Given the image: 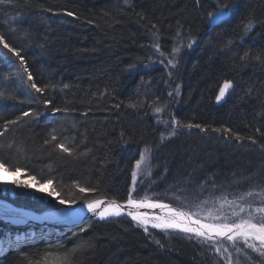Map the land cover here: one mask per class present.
I'll return each mask as SVG.
<instances>
[{"label":"rangeland","instance_id":"rangeland-1","mask_svg":"<svg viewBox=\"0 0 264 264\" xmlns=\"http://www.w3.org/2000/svg\"><path fill=\"white\" fill-rule=\"evenodd\" d=\"M224 5L231 14L220 33L229 38L227 80L235 90L236 102L227 113L222 135L208 143L198 137L196 128L184 127L191 120L179 66L181 55L194 47L196 30L205 23L211 25L214 15L210 19L209 13L216 14ZM183 13H187L185 25L177 18ZM0 34L24 57L22 65L0 44V132H4L0 158L8 162L13 176L6 180L0 168V201L16 205L20 197L45 198L60 205L59 209H80L86 207V195L124 203L131 193L134 199L183 206L185 211L199 213L205 223L219 222L210 220L204 209L221 204L229 222L247 219L248 205L254 222L264 216L255 212L264 208V0H6L0 3ZM29 72L32 80L28 79ZM33 82L44 91L31 88ZM157 107L162 111L155 112ZM56 108L61 111H54ZM25 112L30 115L24 116ZM118 113L125 114L122 120L130 129L128 133L139 137L116 149L121 151L120 157L131 159L117 171L118 177L126 180L127 176L125 193L106 186L103 175L108 173L109 182L114 173L105 168L104 156H98L105 146L96 142L99 133L111 130L110 122H118L113 117ZM89 114L93 118L88 119ZM134 120L137 122L132 125ZM61 142L71 154L56 147ZM190 143L203 148L219 145L244 156L255 153L260 156L255 161L261 162L263 174H230V168H241V164L227 163L229 171L219 170V180L214 178L216 171H202L199 165L201 182L194 185L186 179L172 185L168 181L173 165L167 156ZM81 152L87 153L83 156ZM141 154L145 160L137 169ZM105 158L112 162L117 156L113 151ZM14 167L21 171H13ZM80 172H86L85 177ZM47 179L52 184H46ZM13 180L33 186L20 187L11 183ZM77 183L96 190L81 193ZM53 188L59 196L48 195ZM249 192L252 195H245ZM225 197L235 204L224 203ZM60 199L75 203L60 204ZM240 207L245 211L233 215ZM2 220L0 264H87L84 256L92 244L90 221L77 228H53ZM154 222V218L147 224L137 221L143 227ZM131 234L132 228L123 226L121 235L127 239ZM253 241L259 242L248 240ZM169 247L178 261L213 264L193 242L174 250L169 242ZM223 253L227 264H252L244 248L237 253L224 243Z\"/></svg>","mask_w":264,"mask_h":264},{"label":"trees","instance_id":"trees-1","mask_svg":"<svg viewBox=\"0 0 264 264\" xmlns=\"http://www.w3.org/2000/svg\"><path fill=\"white\" fill-rule=\"evenodd\" d=\"M177 18L183 25L187 24V13L180 14ZM227 22L228 20L213 28L206 23L199 27L193 36L194 47L188 48L181 55L179 66L180 74L184 77L186 83L191 123L200 125L199 128L194 127L196 133L198 137L208 143L222 135L221 131L215 130H221L222 126L227 123V113L236 102L235 90L232 87L226 91L224 97L219 101L217 100L220 88L225 81H228L227 72L231 58L229 38L227 35L220 33V28ZM113 117L118 122H110L112 125L111 130L101 131L102 133H99L96 137V142L101 141V145L105 146L100 149L98 156H104L102 161L107 163L105 168L108 172L114 173L109 182H106L108 173L103 177L101 175V177L109 190L117 191V188H120V192L125 193L127 176L124 175L126 180L121 176L118 177L117 171L120 167L127 166L131 159L130 156L120 157L121 151L119 152L116 149L127 143V141L134 142L133 139L135 138V141H137L138 136L132 135L133 132L128 133L130 129H127L125 121L122 120L125 114L118 113V116L114 114ZM91 118L93 116L89 114L88 119ZM136 122L134 120L131 124L134 125ZM112 149L117 158L110 162L105 158V154L107 155L109 152L111 154ZM81 153H85L84 156L87 152ZM172 154L171 157L167 156L169 164L173 165L170 169V171L172 170L171 179L168 181L172 185L181 183L182 180L186 179H189L194 185L201 182L203 177L200 175L199 165L203 167L202 171L209 170L211 173L216 171L214 178L219 180L221 176H218L217 172L219 170L221 172L229 171L227 163L241 164V168H230V174L235 172L237 175H241L244 171L250 173L262 172L261 162L255 161L260 158L257 154H250L249 152L244 156L238 152L229 153L219 145H213L211 148L208 145L203 148L196 143H190L176 149ZM250 158L253 161H249ZM85 173L80 172V175L84 176ZM72 176H69L70 179H73ZM227 179V181L230 180L229 177ZM86 199H97V196L96 194L86 195ZM16 205L39 213L60 208V205L55 204L53 201L46 202L45 198L35 200L30 197H20L16 201ZM90 224L88 234L92 239V244L84 256V262L87 264H181V262L182 264H191L183 260L178 261L169 247V242L172 243L173 250L180 248L186 242H193L209 255L213 264H227L223 253V244L227 243L237 253L240 252V248H244L247 260L250 263L264 264V255L248 247V243H255L257 248L264 251L259 242H201L203 238L198 239L195 235L184 234L173 229H157L152 225L143 227L132 218L93 220L90 221ZM123 226L132 228L131 238L126 239L125 236L121 235ZM145 228H147V231H145ZM216 248H219L220 251L217 252Z\"/></svg>","mask_w":264,"mask_h":264},{"label":"snow or ice","instance_id":"snow-or-ice-1","mask_svg":"<svg viewBox=\"0 0 264 264\" xmlns=\"http://www.w3.org/2000/svg\"><path fill=\"white\" fill-rule=\"evenodd\" d=\"M6 0H0V3H5ZM228 5H224L223 8H221L219 14H223L224 9H226ZM68 16H72V12H67ZM213 13H209V18L211 17ZM250 26V25H249ZM0 44L3 45L5 49H8V51L12 54H14L16 57L19 58L20 63L23 65L24 64V57L21 56L20 50L12 47L5 39V36L3 34H0ZM189 47L191 45L189 44ZM247 56V53L245 54ZM25 71L27 69L25 68ZM28 79L32 80V75L29 72L28 73ZM231 81H225L223 86L219 90V94L217 96V100L219 101L222 97H224L226 91L231 87ZM31 88L35 89L36 92L42 93L44 91L43 88L37 86L35 82L31 84ZM45 104H51V101L45 100ZM131 107L135 108L136 105L132 104L130 105ZM56 112H60L61 109L56 108L54 109ZM155 112L159 113L162 111L161 108L157 107L154 109ZM24 116L30 115V113L25 112L23 114ZM10 123L15 124L16 121H11ZM179 123V122H176ZM184 127L187 128H192V127H197L199 128L200 125H193L191 123L184 125ZM5 130H7V127L5 126ZM215 131H221L220 129H216ZM224 131L231 132L230 129H225ZM175 133V130L173 129V134ZM4 132H0V136H3ZM239 138V137H238ZM53 140L56 139L55 136L52 137ZM58 149H60L64 153H69L71 154V149L67 147L63 142L58 143L56 145ZM264 147V145H262ZM147 149H145V152L147 153ZM145 160V155L141 154L140 159L136 161V168L140 169L141 164ZM7 161L4 160L3 158H0V168L4 169L5 171H8L7 167ZM15 172H20L21 168L20 167H14L12 169ZM136 175L137 173L134 171L132 173V181H133V190L135 187V181H136ZM33 180H35V177H32ZM4 183H7V181H4ZM11 183L16 184L20 187L24 188H31L33 185L29 183H22L21 181L18 180H13ZM46 184H52L51 179H47L45 181ZM76 188L79 189L81 193H86L89 191H95V188L89 189L82 187L79 183L75 185ZM40 191H45L44 188H40ZM49 196H59V193L56 191L55 188H53L51 191L48 192ZM245 195L250 196L252 195L251 192L246 193ZM264 196V193L261 194ZM83 198V197H82ZM85 199V204L87 207V210L92 212L93 214L97 215L100 219H105L109 216H120L122 214H125L130 216L133 220H136L142 224H147L149 221V216L146 212H134L131 210L127 209H168L169 212L165 216H155L154 222L152 224V227L157 228V229H179L185 233H190L194 234L196 238H203L201 242H209L213 241L216 238H226L228 241H233L235 242L237 237H240L247 243L248 238L251 237L253 240L259 241L261 246H264V216H261L260 219L256 222H254V216L253 212L251 210V205H248V218L247 219H241L239 222H229V216L223 214V208L224 204H221L220 207H215L213 205L212 208H207L204 209V211L207 212V217L210 220H215L219 222H209L205 223L203 222V218L199 216V213H194L190 209L188 211H185L183 209V206L180 208H172L168 204L160 203V202H152L148 200L147 198L143 199H134L129 193L126 202L124 204L118 203L115 199L109 201L106 206L101 207V205L105 204V201L103 198H97V199ZM243 199V197H241ZM60 204H69V203H75V200L73 201H68L66 199H60L59 201ZM204 203H208V201H205ZM224 203L228 205H234L235 201L234 200H228L226 197L224 198ZM199 207V206H198ZM245 208L240 207L239 212L233 211V215L239 216L240 212H244ZM255 212L258 213H264V208H256ZM195 217V218H194ZM192 225V226H190ZM145 231H147V228H145ZM191 238V237H189ZM248 247L261 252V255H264V251H261L260 248H257L255 243H248ZM217 252L220 251L219 248L215 249Z\"/></svg>","mask_w":264,"mask_h":264},{"label":"bare ground","instance_id":"bare-ground-1","mask_svg":"<svg viewBox=\"0 0 264 264\" xmlns=\"http://www.w3.org/2000/svg\"><path fill=\"white\" fill-rule=\"evenodd\" d=\"M6 13H8V10L6 11ZM8 158L13 159L11 156H9ZM2 174L6 177V180L12 179L13 177L9 171L3 170ZM127 210L137 212L135 208L127 209ZM90 215H92L94 218H99L97 215L88 211L87 208H80L78 210L72 208L57 209L55 211H50L48 213H45L41 217H39V216H33V214H31L29 211L16 209L9 202L0 201V219H4L6 222L10 224L13 222L24 221L25 223L27 222L29 224L33 223L32 225H35L37 223L49 224V225H55L57 226L56 228H59L62 225L61 219H66L69 217L80 218L82 216H90ZM125 216L128 215H126L125 213L120 216H109L107 218L117 219ZM248 240H253V239L249 237Z\"/></svg>","mask_w":264,"mask_h":264},{"label":"water","instance_id":"water-1","mask_svg":"<svg viewBox=\"0 0 264 264\" xmlns=\"http://www.w3.org/2000/svg\"><path fill=\"white\" fill-rule=\"evenodd\" d=\"M219 13H220V11H218L216 13V15H214L212 17V28L214 26H217V25L223 23L225 20H227L229 18L230 14H231V12L229 10H224L222 15L219 14ZM104 201H105V204L101 205V207L106 206L107 203L109 202V200H104ZM118 203L124 204L125 202L124 203L118 202ZM14 207L16 209H18V210H25V208L18 207L17 205H14ZM84 208H87V207H84ZM172 208H174V207H172ZM75 210H78V209H75ZM136 210H137V212H146L148 214L149 218H154L157 215L165 216L169 212L168 209H136ZM26 211H29L31 214H33V216H39V217H41L45 213L50 212V211H47V212H44V213H39V212H36L34 210H31V209H26ZM52 211H55V210H52ZM0 220H2V219H0ZM91 220H101V219L100 218H94L92 215H90V216H82L80 218L71 217V219H66L65 221H62V225L61 226H63V227L65 226L66 228H77V227H79V226L83 225L84 223H86L88 221H91ZM32 224L33 223H31L30 225H32ZM37 224H39V223H37ZM39 225L40 226L43 225L45 227H51L52 226L53 228L57 227L55 225H49V224H39ZM190 226H192V225H190ZM175 230H179V229H175ZM179 231L183 232L181 230H179ZM183 233H185V232H183ZM185 234H190V233H185ZM191 235H194V234H191ZM236 240H243V239H241L240 237H237ZM213 241L214 242H221V241H228V240L226 238H216Z\"/></svg>","mask_w":264,"mask_h":264},{"label":"flooded vegetation","instance_id":"flooded-vegetation-1","mask_svg":"<svg viewBox=\"0 0 264 264\" xmlns=\"http://www.w3.org/2000/svg\"><path fill=\"white\" fill-rule=\"evenodd\" d=\"M211 25H212V23H211ZM185 234V233H184ZM236 241H244V240H236ZM214 242V241H213ZM233 242V241H232ZM248 242V241H247ZM216 243H218V242H216Z\"/></svg>","mask_w":264,"mask_h":264}]
</instances>
